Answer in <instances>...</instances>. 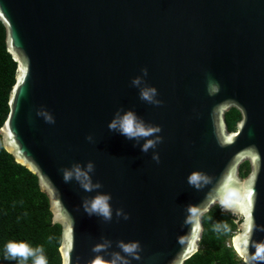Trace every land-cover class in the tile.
<instances>
[{"label":"water","instance_id":"1","mask_svg":"<svg viewBox=\"0 0 264 264\" xmlns=\"http://www.w3.org/2000/svg\"><path fill=\"white\" fill-rule=\"evenodd\" d=\"M0 22L16 63L2 146L48 197L61 264H107L126 255L120 241L140 244L130 264H184L215 204L235 217L243 264H264V0H0ZM144 87L159 105L140 98ZM230 107L241 114L236 131ZM128 110L161 131H110ZM89 161L101 188L64 182L63 168ZM194 171L208 178L200 190L187 181ZM98 192L111 195V220L82 207ZM104 240L111 246L94 252Z\"/></svg>","mask_w":264,"mask_h":264},{"label":"trees","instance_id":"2","mask_svg":"<svg viewBox=\"0 0 264 264\" xmlns=\"http://www.w3.org/2000/svg\"><path fill=\"white\" fill-rule=\"evenodd\" d=\"M16 63L5 48V28L0 22V126L8 112V93L14 82ZM229 131L234 130L240 112L230 107L224 113ZM248 161L239 166V175L249 171ZM48 197L41 191L37 177L17 163L2 146L0 136V264H20L6 258L8 241H26L32 247L42 246L48 264H61L58 247L61 226L52 223ZM202 233L198 250L184 264H243L236 254L231 237L237 231L235 217L215 204L201 217ZM219 224L217 228L216 225ZM27 264H32L31 258Z\"/></svg>","mask_w":264,"mask_h":264},{"label":"clouds","instance_id":"3","mask_svg":"<svg viewBox=\"0 0 264 264\" xmlns=\"http://www.w3.org/2000/svg\"><path fill=\"white\" fill-rule=\"evenodd\" d=\"M144 75H147V69L142 70ZM141 83V78L136 77L132 80L134 86H139ZM157 90L154 87H144L140 90V98L151 104L159 105L161 101L156 100ZM37 115L42 116L46 122L54 123L53 116L45 110H40ZM108 128L110 131H119L128 139H134L138 137L147 138L153 136L155 133L161 131L159 126H146L144 122L131 110L123 112H117L109 123ZM90 141L91 136L87 137ZM161 141V137L157 136L155 140L147 139L146 143L143 144L141 151L147 152L150 148H155L156 144ZM153 159L159 160L158 156H153ZM63 180L65 183H70L73 180L78 182V184L87 192H91L95 189H99L102 185L97 182L93 183L91 179V173L94 172V164L89 161L86 165L82 166L80 163H73L71 167L63 168ZM188 184L197 190L201 189V181L204 183L208 182L206 174L198 171L190 173L187 178ZM111 200V195L107 193H97L93 198H85L82 202V207L84 211L89 215H99L105 220H111L112 209L109 201ZM121 214V210H117V216ZM125 219L127 216L125 215ZM219 227V224L216 225ZM111 246V241L104 240L100 245L93 248L94 252H99L101 250H106ZM118 247L126 255H121L119 252H114L111 254V259L107 264H130L127 256L134 259H140L139 252L141 251L140 244L138 241L133 242H118ZM6 258L11 257L13 260H17L20 264H27L31 258L32 264H48L46 255L44 254V249L42 246L32 247L26 241H8L5 244ZM93 264H101L99 259H96Z\"/></svg>","mask_w":264,"mask_h":264},{"label":"flooded vegetation","instance_id":"4","mask_svg":"<svg viewBox=\"0 0 264 264\" xmlns=\"http://www.w3.org/2000/svg\"><path fill=\"white\" fill-rule=\"evenodd\" d=\"M237 109V108H236ZM238 110V109H237ZM239 111V110H238ZM240 118H241V114H240ZM239 118V119H240ZM239 119L236 121V123L239 121ZM236 123H235V128H234V130H232V131H236L237 130V128H236Z\"/></svg>","mask_w":264,"mask_h":264}]
</instances>
